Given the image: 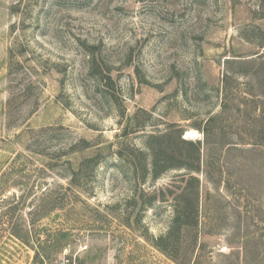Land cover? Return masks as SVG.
Here are the masks:
<instances>
[{
	"label": "rangeland",
	"instance_id": "374dc122",
	"mask_svg": "<svg viewBox=\"0 0 264 264\" xmlns=\"http://www.w3.org/2000/svg\"><path fill=\"white\" fill-rule=\"evenodd\" d=\"M172 126L202 155L178 263L154 245L173 198L144 204L184 171L141 182L117 156L125 128L144 148ZM63 258L264 264V0H0V264Z\"/></svg>",
	"mask_w": 264,
	"mask_h": 264
},
{
	"label": "trees",
	"instance_id": "16d2710c",
	"mask_svg": "<svg viewBox=\"0 0 264 264\" xmlns=\"http://www.w3.org/2000/svg\"><path fill=\"white\" fill-rule=\"evenodd\" d=\"M89 73L94 77L98 88L101 86L115 89V80L112 74L97 63L95 53L90 57ZM129 136V127L123 135L117 137L119 150L117 156L121 162L120 168L129 167L135 178L145 182L148 178L158 180L163 174L171 170L184 171L175 177L171 188L148 194L146 207H153L156 202H163L167 198L166 192L173 198L174 219L167 237L161 236L154 241V245L161 252L177 261L186 259L188 251L182 252L178 242L168 239L175 230H193L199 223V200L201 181L197 174L201 172L202 155L201 142H193L185 138L184 130L172 126L165 133L149 134L144 148L130 146L124 141ZM85 148L89 144L84 141ZM83 148V149H85ZM182 184V186H180ZM185 184V188H183ZM144 195V193H143Z\"/></svg>",
	"mask_w": 264,
	"mask_h": 264
},
{
	"label": "built area",
	"instance_id": "2783aa9c",
	"mask_svg": "<svg viewBox=\"0 0 264 264\" xmlns=\"http://www.w3.org/2000/svg\"><path fill=\"white\" fill-rule=\"evenodd\" d=\"M53 264H76L75 263V260L72 262L70 259H68V258H63V259H61L60 261H58V262H55V263H53Z\"/></svg>",
	"mask_w": 264,
	"mask_h": 264
},
{
	"label": "bare ground",
	"instance_id": "6f19581e",
	"mask_svg": "<svg viewBox=\"0 0 264 264\" xmlns=\"http://www.w3.org/2000/svg\"><path fill=\"white\" fill-rule=\"evenodd\" d=\"M192 135V134H191Z\"/></svg>",
	"mask_w": 264,
	"mask_h": 264
}]
</instances>
